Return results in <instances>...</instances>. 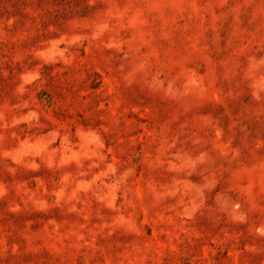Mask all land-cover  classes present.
<instances>
[{
    "label": "rangeland",
    "instance_id": "374dc122",
    "mask_svg": "<svg viewBox=\"0 0 264 264\" xmlns=\"http://www.w3.org/2000/svg\"><path fill=\"white\" fill-rule=\"evenodd\" d=\"M0 264H264V0H0Z\"/></svg>",
    "mask_w": 264,
    "mask_h": 264
}]
</instances>
